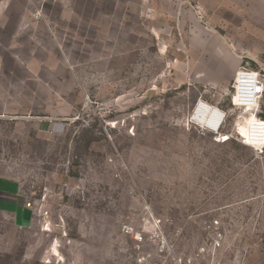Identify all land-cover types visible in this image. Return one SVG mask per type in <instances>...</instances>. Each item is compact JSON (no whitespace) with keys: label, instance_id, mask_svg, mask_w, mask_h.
I'll return each mask as SVG.
<instances>
[{"label":"rangeland","instance_id":"obj_1","mask_svg":"<svg viewBox=\"0 0 264 264\" xmlns=\"http://www.w3.org/2000/svg\"><path fill=\"white\" fill-rule=\"evenodd\" d=\"M145 17L146 26L113 24L69 42L75 81L64 100L74 112L60 111L68 121L39 133L29 119L0 117L2 169L34 197L47 193L52 219L44 231L38 220L21 228L0 213V264H136L122 226L146 206L181 254L197 255L219 220L220 264H264V153L217 143L190 120L203 97L229 111L223 132H238L233 81H195L176 23L165 31L160 17L153 31Z\"/></svg>","mask_w":264,"mask_h":264},{"label":"crops","instance_id":"obj_2","mask_svg":"<svg viewBox=\"0 0 264 264\" xmlns=\"http://www.w3.org/2000/svg\"><path fill=\"white\" fill-rule=\"evenodd\" d=\"M143 16L153 31L160 17L165 31L176 23L195 81L225 86L244 64L264 66V0H0V117L29 119L39 133L68 121L60 111L74 112L64 100L75 81L69 42L113 24L146 26ZM39 104L51 108L42 115ZM25 204L22 184L0 160V213L31 228L38 219Z\"/></svg>","mask_w":264,"mask_h":264},{"label":"built area","instance_id":"obj_3","mask_svg":"<svg viewBox=\"0 0 264 264\" xmlns=\"http://www.w3.org/2000/svg\"><path fill=\"white\" fill-rule=\"evenodd\" d=\"M41 16V12L36 14ZM232 105L238 111L236 116L241 124H247V133L223 132L229 111L219 105L199 98L194 104L191 123L204 132L214 135L217 143H226L235 139L252 148L256 153H264V118L261 117V104L264 100V67L254 69L249 63L243 65L232 82ZM202 118L205 123L199 122ZM47 193L39 197L25 192L26 207L37 216L40 227L50 230L51 212L48 208ZM140 220H131L122 226V234L134 244L136 264H201V259L209 257L212 263L217 261L216 254L222 247L225 233L219 220L210 222L206 229L211 232L209 240L199 248L197 255H184L178 251L177 243L170 237L164 219L155 214L150 206L143 209ZM218 264L219 261H217Z\"/></svg>","mask_w":264,"mask_h":264},{"label":"bare ground","instance_id":"obj_4","mask_svg":"<svg viewBox=\"0 0 264 264\" xmlns=\"http://www.w3.org/2000/svg\"><path fill=\"white\" fill-rule=\"evenodd\" d=\"M198 121L205 123V121L202 118H199ZM240 131H241L242 134H246L247 133V124L241 125L240 126Z\"/></svg>","mask_w":264,"mask_h":264},{"label":"trees","instance_id":"obj_5","mask_svg":"<svg viewBox=\"0 0 264 264\" xmlns=\"http://www.w3.org/2000/svg\"><path fill=\"white\" fill-rule=\"evenodd\" d=\"M261 117L264 118V114H261Z\"/></svg>","mask_w":264,"mask_h":264}]
</instances>
